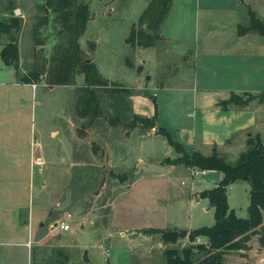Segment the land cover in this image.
Here are the masks:
<instances>
[{"label": "rangeland", "instance_id": "374dc122", "mask_svg": "<svg viewBox=\"0 0 264 264\" xmlns=\"http://www.w3.org/2000/svg\"><path fill=\"white\" fill-rule=\"evenodd\" d=\"M8 1L0 0V20L8 15ZM11 1L13 14L22 17V56L48 65L53 47L66 39L57 12L40 8L46 0ZM78 1L92 13L78 42L119 87L99 89L102 113L88 122L75 112L82 73L70 84L40 79L33 87L18 81L0 58V264H165L163 249L188 240L163 241L160 231L211 224L212 207L198 192L214 185L221 171L193 167L191 175V166L180 165L130 181L134 158L177 154L159 126L187 153L194 144L200 150L215 146L230 163L243 149L240 126L258 132L264 144V75L257 76L255 65L250 103L235 110L220 103L243 84L232 72L248 47L237 37V22L247 23L242 4L264 14V0H171L159 39L134 48L125 37L146 0ZM36 13L46 15L39 28ZM261 38L253 36L251 60L264 73ZM7 40L0 36V48ZM138 112L152 117L155 133L145 135L148 128L132 124ZM33 157L43 160L40 167L31 166ZM247 190L240 179L226 185L227 205L236 215L246 214ZM61 220L68 229L58 226ZM197 237L193 242L204 240ZM247 244L225 251L221 264H264L256 234Z\"/></svg>", "mask_w": 264, "mask_h": 264}, {"label": "trees", "instance_id": "16d2710c", "mask_svg": "<svg viewBox=\"0 0 264 264\" xmlns=\"http://www.w3.org/2000/svg\"><path fill=\"white\" fill-rule=\"evenodd\" d=\"M170 1L146 0L145 6L125 37L131 48L155 43L160 36V21L165 16ZM41 7L43 10L48 7L56 11L61 21L59 30L66 32L65 41L53 47L49 64L22 56L18 43L22 17L13 14L14 3L11 0L6 5L7 17L0 20V36L6 34L8 38L0 48V58L4 63L13 66L20 82L36 83L45 79L49 84L66 85L73 82L77 73H82L84 82L75 88V112L77 116L87 117L88 122H91L102 113L99 89L113 92L118 89L119 84L102 76L78 42L88 19L92 16L89 4L76 0H46L45 5ZM247 16V23L240 25L239 30L253 31L264 37V19L259 18L251 8H247ZM45 20L44 13H36L34 28H39ZM251 97L252 95L248 94L246 98H241L237 93L230 92L220 103L223 107L226 106L223 103L229 102L244 104ZM131 117L132 124L136 121L138 125L147 128L154 124L152 117L141 114H132ZM77 131L79 135L85 134L82 128ZM159 132L177 152L173 157H164V163H181L199 169L221 171V176L214 185L198 192L206 197L208 205L212 207L211 224L160 231L163 241H175L183 236L188 240V243L180 248L163 249L165 264H221L225 251L247 248V241L253 234H256L258 243L264 247V144L260 141L258 133L245 138L244 148L238 152L234 162L230 163L214 149L208 154L197 150L187 153L178 141L170 138L163 126H159ZM109 173L123 179L121 174L110 170ZM238 179L248 184V202L244 216L236 215L233 209L228 207L226 200V185ZM197 236H204V240L193 242ZM57 262L60 261L55 260L51 264H58Z\"/></svg>", "mask_w": 264, "mask_h": 264}, {"label": "crops", "instance_id": "0c3cea01", "mask_svg": "<svg viewBox=\"0 0 264 264\" xmlns=\"http://www.w3.org/2000/svg\"><path fill=\"white\" fill-rule=\"evenodd\" d=\"M243 6H245V10H246V13H247V8H250L249 6H248V4H246V3H244L243 2V4H242ZM256 14H257V16L259 17V18H262V19H264V14H263V12L261 13V12H259V11H257V10H255V9H252ZM248 17V16H247ZM240 25H243V24H239L238 22H237V34H238V36L237 37H242L243 38V40H247V44H248V47L247 48H245V49H243V52H242V54L244 53V58H243V60H242V62H239L240 64L239 65H237V68H238V71H236V69H235V66L236 65H233V68H232V72L233 73H235L234 75H238V76H240L241 77V79H242V82H243V84L241 85V86H239L238 88H233V90H230L231 92H234V93H237L238 95H241V94H245V95H248V94H250V95H252V90H251V85H250V82H251V78H252V68H253V65H255L256 66V70L254 71L256 74H257V76L258 77H260L261 75H264V73H261L259 70V68L257 67V64H254L253 63V61L251 60V58H252V55H253V51H252V48H251V42H252V39H253V36H255V35H258V36H261L262 38H261V46H259V48H260V50H262L263 52H264V37L262 36V35H260V34H258V33H256V32H253V31H241V30H239V26ZM245 25V24H244ZM159 39V38H158ZM155 44V43H154ZM153 45V44H152ZM149 46H151V45H149ZM260 52V51H259ZM230 67V66H229ZM168 75V74H167ZM235 77V76H234ZM22 83H31V82H22ZM62 85H64V84H62ZM143 88H145V86L143 85ZM228 97V96H227ZM253 99V95H252V97L247 101V102H245L244 104H236V103H233V102H229L226 106H225V108H232V109H239V108H241V107H244V106H246L248 103H250V101ZM136 111H137V109H136ZM139 113V112H138ZM139 114H141V115H148V114H145V113H142V112H140ZM241 128H240V134H239V137H238V139H239V143H240V146L242 147V148H244V146H245V138L247 137V136H249V135H253L254 133H258V132H253L252 130H250V129H248V127H246V126H240ZM147 129V127L145 128V130ZM153 129H154V125L153 126H151V127H148V130H147V132L145 133V135H149L150 133H155L154 131H153ZM75 131H76V129H75ZM143 135L142 134H140V135H138V138L139 137H142ZM137 138V139H138ZM138 141V140H137ZM193 148H192V150H197V151H199V152H201V153H204V154H208V153H210L211 152V150L212 149H214L215 150V146H209V147H207V149L208 150H200L198 147H197V144H194V146H192ZM217 151V150H216ZM218 153H219V151H217ZM163 157H170V156H156V157H154V158H143L141 155H136L135 156V158H134V163L137 161V160H139V159H141V160H145V161H151V162H155V163H161V162H159V160L161 159V158H163ZM173 157V156H172ZM104 158L107 160H109V158H108V155L105 153V155H104ZM161 164H163L164 166H165V171L163 172V173H165L168 169H175V168H177V167H179L180 165H183V164H179V163H177V164H167V163H161ZM133 166H134V164H133ZM205 170H208V169H205ZM131 172V171H130ZM146 173V172H145ZM145 173H143V174H145ZM153 174V173H152ZM160 174H162V173H160ZM157 175H159V174H157ZM217 181V180H216ZM216 183V182H215ZM197 238H201V237H197ZM201 240H203V239H201ZM198 241H200V240H198ZM140 264V263H139Z\"/></svg>", "mask_w": 264, "mask_h": 264}, {"label": "water", "instance_id": "95a60500", "mask_svg": "<svg viewBox=\"0 0 264 264\" xmlns=\"http://www.w3.org/2000/svg\"><path fill=\"white\" fill-rule=\"evenodd\" d=\"M165 171V166L161 163H155L145 160H137L131 169L130 181L133 180L138 174H143L145 172L160 174Z\"/></svg>", "mask_w": 264, "mask_h": 264}, {"label": "built area", "instance_id": "2783aa9c", "mask_svg": "<svg viewBox=\"0 0 264 264\" xmlns=\"http://www.w3.org/2000/svg\"><path fill=\"white\" fill-rule=\"evenodd\" d=\"M31 84H32L33 87L36 86V83L35 82H33ZM152 94H154V92ZM42 163H43V160L40 157H35V158L33 157L31 159V166L32 167L33 166L40 167L42 165ZM199 171L202 173L203 172V169H200ZM195 172H196V170H194L193 167H190V174L192 175ZM58 226L60 228H62V229H68L69 228V224L67 222H65L64 220H61L60 222H58Z\"/></svg>", "mask_w": 264, "mask_h": 264}]
</instances>
